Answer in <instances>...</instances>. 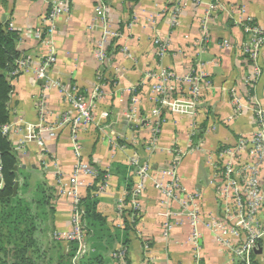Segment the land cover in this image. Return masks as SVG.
Segmentation results:
<instances>
[{
  "label": "crops",
  "instance_id": "0c3cea01",
  "mask_svg": "<svg viewBox=\"0 0 264 264\" xmlns=\"http://www.w3.org/2000/svg\"><path fill=\"white\" fill-rule=\"evenodd\" d=\"M47 1L51 0H7L0 8V16L10 19L12 27L21 33L19 48L26 62L14 80L10 101V123L16 129L10 139L18 152L20 177L29 179L33 185L46 179L59 188L58 173L65 176L71 173L74 156L70 127L60 129L55 137L43 134V146L27 137L26 127L38 131L42 119L45 125H54L64 114H72V105L51 83L77 85L94 105V122L80 135L85 159L104 170L115 162L130 165L133 158L151 168L146 188L137 198L140 220L128 244L132 264H144L145 242L150 246L147 253L157 264H232V255L208 229L201 227L196 242L193 241L194 229L189 220L182 214L169 215L176 207L163 204L164 194L158 185L167 181L164 171L180 160L176 170L184 196L200 192L204 215L221 213L217 192L221 153L233 148L239 138L255 132L254 109H264V47L261 75L255 80L251 77L253 62L241 48L250 38L243 28L246 20L264 27V0H182L186 5H181L177 27L172 25L171 12L178 0H140L134 4L125 0H100L101 3L67 0L69 12L58 18L53 32L42 22ZM211 5L216 8L208 23L209 39L200 42L203 20ZM99 6L103 8L101 13ZM103 17L120 33L117 37L120 51L101 64L97 50L105 27ZM129 19L130 24L121 32V22ZM156 38L169 45L163 56L154 43ZM226 41L229 47H225ZM50 52L55 53L57 61L44 77H39L37 72ZM105 67V79H116L113 87L101 82ZM161 68L179 74L201 69L208 75L211 88L204 90L197 103L187 96L176 101L152 148L155 102L149 74ZM98 80L103 93L92 98ZM133 87L140 90L132 93L129 89ZM40 99L47 102L45 117L39 112ZM134 109L141 117L140 123L126 121L125 112ZM135 172L134 179L138 182ZM92 181L86 178L85 187ZM107 181L106 189L98 194V208L115 229L121 221L118 206L127 190L117 176L110 175ZM53 205L56 230L68 229V200L58 197ZM175 205L178 211H183L181 203ZM168 220L178 224L165 237L164 224ZM120 244L121 241L114 243V249L105 255L104 264H114L113 253Z\"/></svg>",
  "mask_w": 264,
  "mask_h": 264
},
{
  "label": "built area",
  "instance_id": "2783aa9c",
  "mask_svg": "<svg viewBox=\"0 0 264 264\" xmlns=\"http://www.w3.org/2000/svg\"><path fill=\"white\" fill-rule=\"evenodd\" d=\"M98 1L100 2V0ZM181 1L178 0V3L171 12L173 26L180 24L179 13L181 11V5H186V3H182ZM191 1L199 2L200 0ZM46 3L48 4V9L42 16V22L50 32H53L56 28L58 18L67 14L69 8L67 6V0H51ZM215 8V5H211L206 12L203 20V35L200 42L209 39L208 23ZM101 11H103V8L99 6V12L101 13ZM103 21L105 22V27L97 50V57L101 64L107 60L106 45L109 39L120 36L117 30L112 29L106 23V17H103ZM10 26L12 27L11 22ZM243 28L250 35V38L245 40L241 48L242 52L253 62L254 75L251 77L255 80L256 76L261 75L260 57L262 48L264 47V27L253 24V21L249 19L243 23ZM37 37H41L40 32H38ZM154 41L158 45L159 54L161 56L165 55L169 49L168 43L162 41L160 38ZM229 46V41H226L225 47ZM56 61L57 57L55 53L50 52L38 70V76L44 77L48 69ZM20 64L23 70L26 66L25 60L20 61ZM149 78L153 80L151 91L155 102V108L153 110L155 121L151 127L152 139L150 142L151 147L154 148L157 142V136L160 133L161 121L159 119L164 113V108L170 110V108L174 107L178 99L185 96L195 103L199 102L204 90L211 88V81L206 73L201 71V69L196 70L195 68L191 69L187 74H179L172 69L161 68L157 72L149 74ZM98 79H100V76H98ZM98 83L95 86L92 98H97L103 93L100 83ZM51 86L58 88L59 92L68 100L73 107V113L64 114L54 125H45V121L42 119L38 131L27 126V137L37 140L39 145L43 146V134L46 133L49 136L55 137L60 129L66 126H69L71 129V147L74 156V165L68 176L59 172L56 179L60 197L67 199L69 202L70 227L66 230H56L53 233V237L59 242H75L77 249L73 262L74 264H83L93 253L94 249L92 248L83 220L84 206L81 199L84 195L83 190L86 186V178L94 179L97 176V170L84 157L80 135L82 131L89 128L94 122V105L93 101L87 98L77 85L54 81L51 83ZM129 91L132 93L135 92L136 87L129 89ZM38 102L39 112L42 117H45L48 113L47 102L45 99H40ZM136 112L134 109L133 115L136 117L132 122L140 123L141 117ZM104 115L107 116L108 114L105 113ZM254 115L257 124L255 132L250 137L239 138L233 148L225 149L221 153L223 162L220 177L217 182V192L220 197V204H222L219 215L213 213L204 215L203 209L200 206L202 200L200 192L184 196L180 178L176 170V166L179 165L180 160H176L173 167H168L164 171L163 175L167 181L165 183L160 182L158 185L164 194L163 204L172 209L176 207V211L168 214L171 217L182 214L189 220L194 229L193 241L196 242L201 227L208 229L213 233L215 240L223 245L232 255V264H237L238 262L253 264L256 261L264 264V109H254ZM2 130L10 137V134L16 130L15 124L8 123L2 127ZM132 164L137 167L135 174L139 180L135 186L134 200L131 208L139 209L137 198L143 194L146 188L145 181L150 176L151 168L147 164L141 165L137 158H133ZM107 182L106 180L105 183L100 184L98 194L106 189ZM4 186L5 177L0 154V190ZM124 199L125 197L121 199L118 206V212L121 217L118 225L120 228L124 227L122 214L128 207ZM174 203H181L180 207L183 211H178ZM177 224V222H173L172 220L165 222V237H169L172 234ZM260 247L262 251L261 253H257ZM149 251L150 246L148 243H143V252L146 255L144 264H157L147 253ZM113 259L114 264H132L128 246L120 244L113 253Z\"/></svg>",
  "mask_w": 264,
  "mask_h": 264
},
{
  "label": "trees",
  "instance_id": "16d2710c",
  "mask_svg": "<svg viewBox=\"0 0 264 264\" xmlns=\"http://www.w3.org/2000/svg\"><path fill=\"white\" fill-rule=\"evenodd\" d=\"M125 1L134 4L140 0ZM5 2L7 0H0V8ZM130 21L131 19L121 22L119 30L122 32ZM20 40V31L10 26V19L0 16V154L5 177V186L0 190V264H74L77 244L59 242L53 237L56 231V209L53 202L60 197L59 188L49 184L46 179L33 185L29 179L20 177L17 192L14 193L15 167L19 166L20 161L12 140L3 132L2 127L11 121L10 101L14 92V80L23 71L20 61L24 60L25 54L19 48ZM118 51L120 45L118 38H115L107 46V59H111ZM106 71L107 68H103L101 82L113 87L116 79H105ZM139 90L138 88L137 91ZM159 121L162 124L163 115ZM93 166L97 170V176L85 187L86 193L81 199L84 206L83 220L94 249L84 264H104L105 255L114 249L115 242L121 241L128 246L130 235L136 231L140 220L139 210L131 208L137 184L134 179L137 167L117 162L108 170L95 164ZM110 175L117 176L127 190L124 201L128 207L122 214L123 228L112 229L98 208L100 198L97 192L100 184L105 183ZM253 264L260 263L256 261Z\"/></svg>",
  "mask_w": 264,
  "mask_h": 264
},
{
  "label": "rangeland",
  "instance_id": "374dc122",
  "mask_svg": "<svg viewBox=\"0 0 264 264\" xmlns=\"http://www.w3.org/2000/svg\"><path fill=\"white\" fill-rule=\"evenodd\" d=\"M163 111H164V113H163V117H164V119H165V118L167 117V115L169 114V111H170V110L164 108ZM125 114H126V115H125V117H126V121L130 122V121L135 120V117H136V116L133 115V111H126ZM136 114H137V112H136ZM138 116H140L139 113H138ZM158 138H159V134H158V136H157V140H158ZM86 260H87V259H86ZM86 260H85V261H86ZM83 264H84V262H83Z\"/></svg>",
  "mask_w": 264,
  "mask_h": 264
},
{
  "label": "water",
  "instance_id": "95a60500",
  "mask_svg": "<svg viewBox=\"0 0 264 264\" xmlns=\"http://www.w3.org/2000/svg\"><path fill=\"white\" fill-rule=\"evenodd\" d=\"M18 168H19V166L17 165L16 167H15V175H16V184H15V187H14V193L16 194V192H17V189H18V186H19V180H20V176H19V173H18ZM261 251H262V249H261V247L257 250V253H261Z\"/></svg>",
  "mask_w": 264,
  "mask_h": 264
}]
</instances>
